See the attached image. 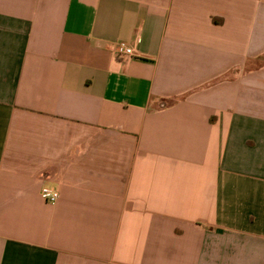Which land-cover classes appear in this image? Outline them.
<instances>
[{"label":"crops","instance_id":"0c3cea01","mask_svg":"<svg viewBox=\"0 0 264 264\" xmlns=\"http://www.w3.org/2000/svg\"><path fill=\"white\" fill-rule=\"evenodd\" d=\"M0 264H264V0H0Z\"/></svg>","mask_w":264,"mask_h":264},{"label":"built area","instance_id":"2783aa9c","mask_svg":"<svg viewBox=\"0 0 264 264\" xmlns=\"http://www.w3.org/2000/svg\"><path fill=\"white\" fill-rule=\"evenodd\" d=\"M117 55L123 59H131L135 57V51L128 47L125 43H120L116 50ZM41 198L49 204H55L59 199V193L49 187H42L40 189Z\"/></svg>","mask_w":264,"mask_h":264}]
</instances>
